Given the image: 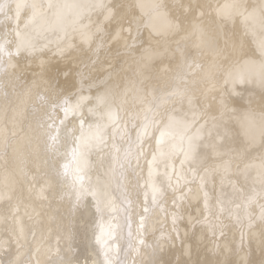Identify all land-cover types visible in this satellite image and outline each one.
<instances>
[{"label":"snow or ice","instance_id":"obj_1","mask_svg":"<svg viewBox=\"0 0 264 264\" xmlns=\"http://www.w3.org/2000/svg\"><path fill=\"white\" fill-rule=\"evenodd\" d=\"M134 7L142 14L151 9L148 26L153 31H183L186 39L193 38L196 47L206 49L213 57L210 71L221 67L218 61L228 53L229 47L231 54H241L244 37H251L264 53V0H258L251 8L240 0H225L215 7L199 6L198 13L191 7L180 6L181 18H169L158 3L145 5L143 0H136ZM131 11L132 6H129ZM94 12L102 13L105 23L117 18L123 23L128 18L122 5H109L106 0H87L86 3L76 0H0V24H7L14 37L11 48L8 39L0 38V74L8 76L7 80H0V147L5 153L12 148L19 158L21 141L31 145V136L25 134L18 138V129L22 130L24 122L29 120V108L33 113L37 111L34 103L29 104L36 82L17 88L21 77L13 71L18 64L14 58L36 57L46 49H53L63 57L74 54L78 47L84 56H88L97 34L104 27L103 23L92 22ZM228 25L234 26V38L221 46L218 37ZM127 31L131 32V28ZM120 35L116 32L114 38L118 39ZM101 46L95 44L96 52ZM85 47L88 52L84 51ZM169 52L185 60L169 88L149 91L142 80H131L122 88L106 86L87 108L88 114L97 119L91 123L83 117L80 119L74 146L69 149L62 143L59 128L56 134L42 133L46 141L43 158L36 153V173L21 162L15 172L0 175V226L24 238L23 218L39 216L31 201L47 199L51 172L60 179L67 178L70 187L77 189V203L82 195L90 194L96 202L97 213L107 210L112 214L106 223L98 224L95 235L103 264H117L120 244L114 241L118 236L123 238L124 228L127 230V247L133 254L139 256L143 250L152 248L144 239V233L152 224L154 210L164 211L162 201L168 193L172 195L175 210L167 215L172 225L171 233L162 232L161 242L182 240L176 227L183 216L181 210L186 202L197 201L198 215L188 216L187 224L206 233L203 238L208 241L209 251L212 254L235 252L240 264H250L243 251L245 242L259 237L264 243V231H256L257 226L264 228V115L247 112L230 116V109L223 99L217 113L200 111L186 83L187 74L199 69L200 65L185 57L181 44L177 43L175 49L167 46L148 49L141 59L150 63L155 57ZM40 63L43 65L44 61ZM161 71H167V68H161ZM254 72L264 85V69L257 72L249 62L243 69L229 70L225 75L227 81L235 84L243 83ZM35 98L53 111L59 108L65 118L81 115L82 108L90 100L84 95L74 102L68 96L57 97L55 101L45 95ZM129 103L139 107L128 112L129 119L124 120L121 111ZM176 104L187 105L188 111L180 112L170 107ZM232 120L239 126V134L231 126ZM36 127L44 129L52 125L37 120ZM32 128L29 120V132ZM93 154L97 156L96 165L90 160ZM58 162L59 167H56ZM93 166L104 170L103 190L94 187L89 192L84 188L81 193L79 188L84 187L85 173ZM38 178L40 183H37ZM210 183L213 184L212 192L209 191ZM113 190L120 193L119 202L112 195ZM134 193L142 197L138 215L132 212ZM48 219L51 223L56 217L49 214ZM228 226L233 230L231 244L226 241ZM183 236H187V232ZM66 238L71 239L70 234ZM5 246V242L0 241V248ZM193 251L192 244L182 248L185 257H191ZM21 255L18 252L11 264H20ZM58 264H65V260L58 258Z\"/></svg>","mask_w":264,"mask_h":264},{"label":"clouds","instance_id":"obj_2","mask_svg":"<svg viewBox=\"0 0 264 264\" xmlns=\"http://www.w3.org/2000/svg\"><path fill=\"white\" fill-rule=\"evenodd\" d=\"M79 3H86L87 0H76ZM136 0H106L109 5L124 7L128 18L119 23V18L105 23L103 14L94 12L91 16L92 22L103 23V31L97 34L96 41L92 46V52L84 56L79 47L74 54L59 56L53 49H46L37 54L36 57H15L18 61L16 72L21 79L17 88L32 85L33 97L29 104H35L37 111L33 113L29 108V120L33 128L29 132L26 120L23 129H18V138L28 134L32 138L31 145L27 141H21L19 151L21 157L9 148L7 153L0 147V175L13 173L17 165L21 162L33 173H36L35 161L36 153L39 152L43 158L44 142L46 136L42 133L50 132L56 134V129H60V139L63 144L70 149L74 146L75 137L79 134L80 119L83 117L89 123L96 117L88 114L87 108L92 105L96 95L102 93L106 86L123 87L131 80L141 81L146 90H165L173 84V76L181 70L185 60L179 55L171 52L162 56L155 57L150 63L142 61L148 49H164L165 46L175 49L177 43L184 47L185 57L198 63L199 69H194L187 74V87L191 90L195 98V106L202 112L217 113L220 100L223 99L230 109L229 115L243 114L252 112L257 116L264 115V85L260 82V77L254 72L250 77H246L243 83L233 84L226 80L225 73L229 70L243 69L246 62L254 65L257 72L264 69V53H262L253 42L251 37H244V47L241 54H231L229 47L228 53L222 57L218 63V69L211 70L213 61L211 54L203 48L195 46L193 38H185L183 31L165 33L155 32L148 25L151 22V9H146V14H142L139 9L134 7ZM145 5L158 3L162 10L167 12L169 18H181V7H191L197 11L199 6L223 4L225 0H143ZM248 8L254 7L258 0H240ZM129 6L132 11L129 12ZM11 7V5H9ZM197 18L199 16L197 15ZM238 23V21H237ZM131 28V32L127 31ZM12 29L7 24H0V38L9 40L11 48L14 37ZM120 32V37L114 38V34ZM234 26L228 25L224 32L218 37L221 46L231 41ZM241 34L243 30H240ZM79 45V41H76ZM102 44L96 52L95 44ZM88 52V47L84 48ZM95 52V54H93ZM7 59V58H5ZM44 64L41 65L40 61ZM167 68V71H161ZM8 76L0 74V80H7ZM67 78V79H66ZM11 91V89H9ZM37 95H45L51 101L57 97L64 96L75 99L79 96H88L90 100L84 105L81 115L64 117L59 108L53 111L49 106L36 100ZM131 95V93H130ZM139 106L133 107L131 103L121 111V117L128 120V112H134ZM180 112L188 111L187 105L176 104L170 106ZM43 121L45 125L51 124L52 127L38 129L36 121ZM61 121L63 123L61 124ZM234 131L239 134V126L234 120L230 121ZM130 131H134L130 127ZM93 165H96L97 156H90ZM56 167H59V162ZM86 179L84 187L79 188L81 193L84 188L89 192L94 187L103 190V182L106 179L104 170L99 166L90 167L85 173ZM50 187L47 190V199L44 201H31L39 212L38 217L32 219L24 216L23 224L25 236L23 239L13 234L7 227L0 226V241L5 242V247L0 248V264H11V260L20 252V264H58V258H63L65 264H103L98 245L95 243V235L98 232V224L107 222L111 213L105 210L97 213L96 202L90 194L82 195L77 203V189L70 187L67 178L60 179L50 172ZM41 181L37 180V183ZM213 184H209V191L212 192ZM112 195L119 202L120 193L113 190ZM24 199L28 200V194L24 193ZM134 208L132 212L138 215L142 208V197L134 193ZM43 205V206H41ZM164 211L160 208L154 210L152 224L144 233V239L152 245L142 251L137 256L127 247L126 228L122 229L123 238H117L114 243L120 244V253L117 264H240L239 257L227 251L212 254L209 251L207 239L203 237L206 233L202 229L194 230L188 226V216L198 215L199 204L197 201L186 202L182 219L176 227L182 234V240H169L161 242L159 240L162 232L171 233L172 225L167 219L169 212L174 211L172 195L168 193L162 201ZM49 214L55 215V222H49ZM23 215V211L21 212ZM38 221V222H37ZM123 223V221H122ZM226 241L232 243L233 230L230 226L225 229ZM256 231H264L261 226L256 227ZM187 232V236L183 234ZM70 234L71 239L66 238ZM192 244L194 251L191 257L182 254V248ZM49 249L51 251H49ZM244 253L250 264H264V243L259 237H252L245 242Z\"/></svg>","mask_w":264,"mask_h":264}]
</instances>
